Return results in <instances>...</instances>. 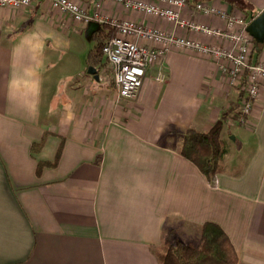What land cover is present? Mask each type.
<instances>
[{
  "label": "crops",
  "instance_id": "0c3cea01",
  "mask_svg": "<svg viewBox=\"0 0 264 264\" xmlns=\"http://www.w3.org/2000/svg\"><path fill=\"white\" fill-rule=\"evenodd\" d=\"M75 1L92 14L97 0ZM196 1L186 0L180 16L220 29L227 19L217 12L240 16L246 28L264 9V0H202L216 9L204 14ZM101 15L230 45L109 0ZM99 23L76 21L45 0L0 6V264H159L154 247L168 230L197 237L206 220L228 234L236 264H264V79L246 122L230 120L234 132L227 124L223 136L236 146L227 141L209 180L179 152L181 132L207 129L240 88L213 58L171 47L147 69L135 99L119 98L106 65L98 79L87 72L93 41L82 32L96 41ZM257 46L250 62L264 61V38Z\"/></svg>",
  "mask_w": 264,
  "mask_h": 264
},
{
  "label": "built area",
  "instance_id": "2783aa9c",
  "mask_svg": "<svg viewBox=\"0 0 264 264\" xmlns=\"http://www.w3.org/2000/svg\"><path fill=\"white\" fill-rule=\"evenodd\" d=\"M34 0H0V6L14 8L27 7ZM51 7L68 14L72 19L89 23L94 18L100 22H108L114 29V34L101 45V51L110 69L112 82L117 96L128 100L135 99L142 85L147 69L159 63L166 51L171 47L190 48L207 55L217 62L220 71L226 76L228 83L243 90L238 122H246L253 99L259 92L258 81L264 79V61L250 62L252 35L246 30L245 23L240 16L227 15L226 12H217L222 19H227V27L220 29L211 25L193 20H185L180 16V10L186 5V0H109L121 4L126 9L140 11L175 24L184 26L187 30L197 31L208 36L230 41L229 46L222 44H206L199 40L183 35L173 34L155 26L144 25L130 19H103L101 6L104 0L94 3L92 14L86 13L82 1L75 0H45ZM194 10L204 14H212L216 9L202 0L194 3ZM264 10V9H263ZM240 26L234 27L232 24ZM133 35L155 42L153 46L139 44L129 38ZM154 78L162 81L165 73L158 68ZM264 87V86H263Z\"/></svg>",
  "mask_w": 264,
  "mask_h": 264
},
{
  "label": "trees",
  "instance_id": "16d2710c",
  "mask_svg": "<svg viewBox=\"0 0 264 264\" xmlns=\"http://www.w3.org/2000/svg\"><path fill=\"white\" fill-rule=\"evenodd\" d=\"M99 25L95 44L88 50L86 57L89 65L97 67L98 73L104 62L106 63L101 45L105 39L114 34V29L108 22H100ZM257 42L258 39L252 37L250 58L252 50H255V56L260 52V48L256 47ZM243 84L244 80L239 87ZM240 95L241 98L220 111L218 118L207 129L187 127L181 132L179 152L191 160L209 180L221 170L223 155L228 151L223 129L230 120L238 121L241 116L243 90H240ZM42 142L41 139L37 143V148ZM57 159L58 152L53 161H39L37 172L45 165H54ZM154 253L159 264H236L238 262L237 250L228 234L212 220L202 223L200 235L197 237L180 238L172 229L168 230L162 244L154 247Z\"/></svg>",
  "mask_w": 264,
  "mask_h": 264
},
{
  "label": "water",
  "instance_id": "95a60500",
  "mask_svg": "<svg viewBox=\"0 0 264 264\" xmlns=\"http://www.w3.org/2000/svg\"><path fill=\"white\" fill-rule=\"evenodd\" d=\"M246 30L258 40L264 38V10L249 19ZM87 72L91 73L95 79H98L99 74L96 66L88 65Z\"/></svg>",
  "mask_w": 264,
  "mask_h": 264
},
{
  "label": "rangeland",
  "instance_id": "374dc122",
  "mask_svg": "<svg viewBox=\"0 0 264 264\" xmlns=\"http://www.w3.org/2000/svg\"><path fill=\"white\" fill-rule=\"evenodd\" d=\"M248 14L250 13V10H248V12H247ZM81 39L83 40H88L90 43L92 42L93 44H91V46L93 47V45L95 44V40H93V38H92V35H90V34H87V31H84V32H82V37H81ZM104 65H106V69L107 70H105L106 71V74H110V69L109 68H107V64L104 62ZM99 71H101V68H100V70ZM99 75H100V73H99ZM228 125H230L229 123H228ZM228 125L223 129V134H226V129H228L227 127H228ZM234 128H235V125H230L229 126V130H233V132H234ZM232 135V134H231ZM231 135H229V137L231 136ZM232 139V138H231ZM231 139H228L227 138V141H228V144H229V147H231V149L233 148V147H235L236 146V143L234 144V141H232Z\"/></svg>",
  "mask_w": 264,
  "mask_h": 264
}]
</instances>
